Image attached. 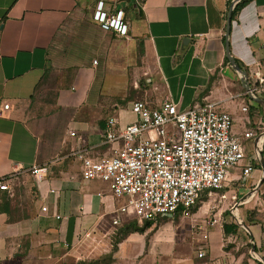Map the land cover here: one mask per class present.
<instances>
[{
    "label": "crops",
    "instance_id": "1",
    "mask_svg": "<svg viewBox=\"0 0 264 264\" xmlns=\"http://www.w3.org/2000/svg\"><path fill=\"white\" fill-rule=\"evenodd\" d=\"M97 1L109 11H123L125 37L103 33L91 22ZM230 4L228 0H0V108L8 105L0 115V178L17 170L9 182L10 193H0L3 261L198 262L191 250L182 252V245H188L184 234L188 232L192 248L197 235L192 236L190 226L171 223L175 213L137 227L115 213L120 201L102 183L80 177L78 156L98 161L110 154V146L103 144L105 121L113 118L118 128L134 122L129 109L135 98L151 107L168 99L178 110L213 102L232 119V136L251 131L253 136L241 141L244 159L238 168L229 169L223 187L235 186L229 198L237 203L228 210L234 224L242 225L238 208L258 196L264 215L259 165L264 157V105L253 101H264V85L259 92L253 76L264 77V0H250L230 21L228 53L244 72L243 82L225 57L224 24ZM94 58L97 67H91ZM69 132L77 135L69 137ZM52 158L47 176L29 174L32 167ZM245 166L251 172L241 181ZM219 194L225 201L228 193ZM43 206L46 213L40 211ZM194 208L179 215L196 221L193 217L204 211ZM113 217L121 219L118 225L110 223ZM218 219L219 224L203 229L204 261L243 264V254L226 250L231 234L224 235L222 227L228 225ZM244 224L250 235L241 228L250 245L258 249L262 244L263 249L261 229ZM260 255L264 258V252Z\"/></svg>",
    "mask_w": 264,
    "mask_h": 264
},
{
    "label": "built area",
    "instance_id": "2",
    "mask_svg": "<svg viewBox=\"0 0 264 264\" xmlns=\"http://www.w3.org/2000/svg\"><path fill=\"white\" fill-rule=\"evenodd\" d=\"M90 19L103 33L119 38L126 36L127 23L121 9L109 11L102 1H97ZM97 65L96 59L91 60V67ZM253 76L261 92L264 77L257 73ZM7 109V104L2 105L0 115ZM129 110L135 121L122 128H118L113 118L105 121L103 144L110 146L107 157L91 161L78 156L81 179L102 183L109 195L120 201L115 210L119 217L133 220L137 227H142L159 216H171L176 211L185 213L212 195L219 201L224 200L219 191L229 169L238 168L244 159L241 141L251 138V131L240 137L232 136V119L217 110L213 102L178 110L168 99L154 107L145 101H134ZM76 135L68 133L69 137ZM250 172V166L242 168L239 180L244 181ZM16 173L17 170L0 178V193H10L9 182ZM48 173L47 168L39 166L29 170L33 176ZM40 211L46 213L47 208L43 206ZM120 221L118 217L110 219L112 225ZM215 223V218L210 219L196 230L201 232ZM194 240L197 244L196 237ZM206 240V234L198 239L197 264H207L203 252ZM0 264L5 263L0 260Z\"/></svg>",
    "mask_w": 264,
    "mask_h": 264
},
{
    "label": "rangeland",
    "instance_id": "3",
    "mask_svg": "<svg viewBox=\"0 0 264 264\" xmlns=\"http://www.w3.org/2000/svg\"><path fill=\"white\" fill-rule=\"evenodd\" d=\"M94 59H96L98 61L97 58H94ZM98 65H99V61H98ZM133 101H144V100H142L140 98H135V99H133ZM54 160L55 159L52 158L50 160L40 162L41 165H39V167H45L49 171L51 164L53 163ZM241 162H240V164H241ZM240 164H239V166H240ZM234 190H235V186H233L231 184H225V187H223L222 190L219 192V193H228L225 201L219 202L218 198L215 195H212L209 198H203L202 201L199 202L198 207H202L204 212L201 215V217H199L200 213L197 212V214L193 217V219H195L196 221L191 222V221H189V219H190L189 216L183 217L182 215H179L180 211L175 212L174 217H172V219H170L171 223H173L177 227L182 226V227L188 228L190 226L192 236H195L194 233H196V235H197V237L195 236L197 238V244H195L193 246L194 248H192V247L188 246V245H190V242H189L190 236H189L188 232L184 234V235H186V238L188 240L187 241L188 245H186V244L182 245V252L184 251V253H187V250H188L190 253V250H191V252H192L191 254L193 255V257H195V253L199 249V245H200V244H198V239L200 238V235L203 233V230L201 232H199L196 230V228L197 227L202 228L205 221H208V220L214 219V218L216 219V224H219L218 217L220 216L221 225H223V224L229 225L230 224V225H234L237 227V229L231 234V237L228 238V243L224 242L225 244H227L226 246H228V248H226V250L230 251L235 256L243 254V261H242L243 264H248V260H252V264H264V258L260 255L262 252H264V248L262 249V247H263L262 244L259 245L260 247L258 249H255V247H252L250 245V243L248 242V237H247L246 233L244 232V230L239 225L234 224L233 218H231V216L228 214V210L233 208V206L237 203V201H234L235 202L234 203L229 198V192H232ZM260 201H261V198H260V196H258V197H255L252 199V203H250V205H247L246 207L244 205L240 206L238 208L241 210V215H240L239 219L243 220L245 223L249 224L250 226L254 225V226L259 227L261 229V231L264 233V215L261 212L262 204ZM213 215H216L217 217L213 218ZM161 220H164V219H161ZM161 220H159V221H161ZM243 221H242V224L245 225ZM215 229H216V227L212 228L210 230V234L208 236V240H209L210 245H211V239H213L210 237V235H211V233L214 232ZM204 230H207V228H205ZM216 239L217 238L215 237L214 241ZM192 244H194V242ZM13 247H14V244L10 243L9 248L13 250ZM251 248L253 250H251ZM203 250H204V248H203ZM2 259L3 258L0 254V260H2ZM205 262H206V260H205ZM4 263L5 264H46V261H44V260L35 261L32 259L20 261L19 259H12L10 261L6 260V261H4Z\"/></svg>",
    "mask_w": 264,
    "mask_h": 264
},
{
    "label": "water",
    "instance_id": "4",
    "mask_svg": "<svg viewBox=\"0 0 264 264\" xmlns=\"http://www.w3.org/2000/svg\"><path fill=\"white\" fill-rule=\"evenodd\" d=\"M240 0H234L231 2L228 10H227V13H226V17H225V24H224V48H225V57H226V60L228 61V64L230 65V67L241 77V80L243 82L244 78H245V74L244 72H242L237 66L236 64L234 63L233 59L230 57L229 53H228V45H227V35L229 33V29H230V21H231V11H232V8L234 7V5ZM243 87L245 90H247V86L245 85V83H243ZM254 102L258 103V104H262L264 105V101L262 100H259V99H253ZM259 165H260V168L262 170V173H263V177H264V165H263V161H262V158L259 159ZM263 179V178H262ZM262 179L260 180L259 182V185L260 183L262 182ZM169 217V216H167ZM241 227L247 232L248 235L249 234V231L248 229L242 224Z\"/></svg>",
    "mask_w": 264,
    "mask_h": 264
},
{
    "label": "trees",
    "instance_id": "5",
    "mask_svg": "<svg viewBox=\"0 0 264 264\" xmlns=\"http://www.w3.org/2000/svg\"><path fill=\"white\" fill-rule=\"evenodd\" d=\"M230 1L231 0H228V5L230 4ZM250 0H240V1H238L235 5H234V7L232 8V11H231V21L235 18V16L237 15V13L249 2ZM263 161H264V157H263ZM202 201V200H201ZM199 203H197L196 205H195V208H194V210L196 209V208H198V205ZM222 229H223V233H224V235L226 236V235H229V234H232L236 229H237V227L236 226H234V225H228V226H226V225H224L223 227H222Z\"/></svg>",
    "mask_w": 264,
    "mask_h": 264
}]
</instances>
